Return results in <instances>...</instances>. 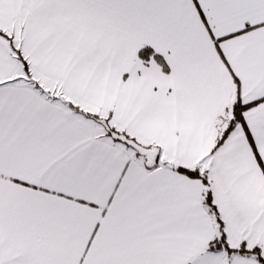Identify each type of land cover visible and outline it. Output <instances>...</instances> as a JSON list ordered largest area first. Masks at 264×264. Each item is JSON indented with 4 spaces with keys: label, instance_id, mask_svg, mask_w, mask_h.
<instances>
[{
    "label": "snow or ice",
    "instance_id": "obj_1",
    "mask_svg": "<svg viewBox=\"0 0 264 264\" xmlns=\"http://www.w3.org/2000/svg\"><path fill=\"white\" fill-rule=\"evenodd\" d=\"M0 264H264V0H0Z\"/></svg>",
    "mask_w": 264,
    "mask_h": 264
}]
</instances>
